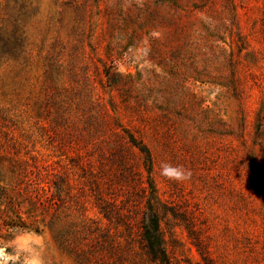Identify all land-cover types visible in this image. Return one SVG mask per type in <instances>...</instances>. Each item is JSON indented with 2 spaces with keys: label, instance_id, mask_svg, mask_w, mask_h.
<instances>
[{
  "label": "rangeland",
  "instance_id": "374dc122",
  "mask_svg": "<svg viewBox=\"0 0 264 264\" xmlns=\"http://www.w3.org/2000/svg\"><path fill=\"white\" fill-rule=\"evenodd\" d=\"M16 26L21 46L6 50ZM107 66L119 83L107 85ZM102 114L151 150L173 264H264V0H0L6 180L29 156L75 162L134 212L130 230L113 220L103 232L95 208H63L51 225L45 214L41 232L0 245L8 264L32 253L41 264H131L132 249L140 254L143 159L108 148ZM162 164L191 176L170 180Z\"/></svg>",
  "mask_w": 264,
  "mask_h": 264
},
{
  "label": "trees",
  "instance_id": "16d2710c",
  "mask_svg": "<svg viewBox=\"0 0 264 264\" xmlns=\"http://www.w3.org/2000/svg\"><path fill=\"white\" fill-rule=\"evenodd\" d=\"M17 26L14 28L12 38L4 39V49L13 50L21 46L22 39ZM106 76V83H119V79L110 72V66L103 70ZM104 116H106L103 111ZM102 114V116H103ZM100 122V129L106 136V143L111 151H125L135 148L141 154L143 166L146 171L144 191H147L143 199L139 218L135 225L138 229V241L140 254L133 250L130 253L131 264H173L167 250V242L161 228V216L159 207L161 202L157 195L156 186L152 179L153 157L149 147L129 128H126L115 119L114 127L108 120ZM120 129L117 131L116 129ZM119 160L128 163L127 157L122 153ZM71 167L62 164L59 160L47 162L39 160L35 156H29L27 160L10 168V178L7 181L5 174L0 168V245L6 244L15 234L33 230L41 232L46 223L44 215H50V225L61 213L63 208H73L84 214L88 207L95 208L102 218L108 221L102 227V232L109 228L113 220L130 230V221L134 212L123 213L124 200L116 201L115 198L104 196V188L96 179L89 177L86 169L81 168V174H77ZM86 173V174H85ZM77 174V175H76ZM41 216V218H39ZM96 230L100 224H95ZM101 232V233H102ZM107 234L102 233L101 237ZM127 240V239H126ZM131 240L128 238L129 249ZM106 247L101 245L100 248ZM107 250V248H105ZM201 253V252H200ZM204 261L207 256L201 253ZM114 263H116L114 261ZM113 264V263H112ZM121 264V263H119Z\"/></svg>",
  "mask_w": 264,
  "mask_h": 264
},
{
  "label": "clouds",
  "instance_id": "9594fccd",
  "mask_svg": "<svg viewBox=\"0 0 264 264\" xmlns=\"http://www.w3.org/2000/svg\"><path fill=\"white\" fill-rule=\"evenodd\" d=\"M160 174L175 181L186 180L191 176L190 170L183 169L179 166H172L171 164H162ZM19 239L22 238L18 237ZM10 259H15V257L5 255L4 248H0V264H8V260ZM25 264H41L38 254L32 253L31 258H26Z\"/></svg>",
  "mask_w": 264,
  "mask_h": 264
}]
</instances>
